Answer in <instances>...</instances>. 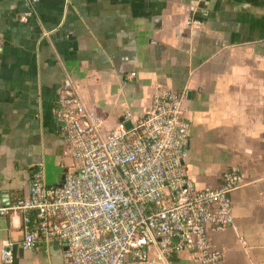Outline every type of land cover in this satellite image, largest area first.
Instances as JSON below:
<instances>
[{
  "label": "crops",
  "instance_id": "crops-1",
  "mask_svg": "<svg viewBox=\"0 0 264 264\" xmlns=\"http://www.w3.org/2000/svg\"><path fill=\"white\" fill-rule=\"evenodd\" d=\"M65 79L104 132L141 117L157 89L183 94L195 187L244 176L232 225L209 231L219 264H264V0H0L3 202L27 195L38 165L53 186L71 171L52 115ZM22 238L19 215L0 217L12 264H67L57 241L23 250ZM166 264L197 262L182 251Z\"/></svg>",
  "mask_w": 264,
  "mask_h": 264
},
{
  "label": "built area",
  "instance_id": "built-area-1",
  "mask_svg": "<svg viewBox=\"0 0 264 264\" xmlns=\"http://www.w3.org/2000/svg\"><path fill=\"white\" fill-rule=\"evenodd\" d=\"M182 100L157 89L141 117L124 113L128 128L104 132L65 79L52 115L74 164L59 186L46 184L38 165L27 195L0 206V217L21 218L20 247L55 240L67 264H166L182 251L197 264H219L209 231L232 225L231 193L244 176L226 171L219 186L195 187L184 164L190 126ZM13 250L2 242V264L13 263Z\"/></svg>",
  "mask_w": 264,
  "mask_h": 264
},
{
  "label": "water",
  "instance_id": "water-1",
  "mask_svg": "<svg viewBox=\"0 0 264 264\" xmlns=\"http://www.w3.org/2000/svg\"><path fill=\"white\" fill-rule=\"evenodd\" d=\"M125 126L128 128V126H129L128 123H125ZM61 183H62V180H61L60 184H61ZM60 184H59V185H60ZM59 185H57V186H59ZM3 197L6 198V195H0V206L7 205V204L9 203L8 201L3 202V201L1 200Z\"/></svg>",
  "mask_w": 264,
  "mask_h": 264
}]
</instances>
